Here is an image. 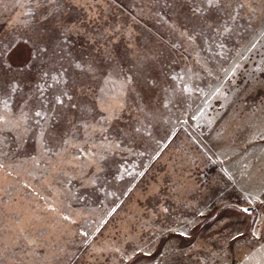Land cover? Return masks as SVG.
<instances>
[{
  "label": "rangeland",
  "instance_id": "1",
  "mask_svg": "<svg viewBox=\"0 0 264 264\" xmlns=\"http://www.w3.org/2000/svg\"><path fill=\"white\" fill-rule=\"evenodd\" d=\"M59 22L77 27L63 53ZM36 33L38 59L25 43ZM9 41L0 114L23 79L17 119L0 122V264H264V0H0V52ZM105 49L136 80L103 134L112 143L99 126L74 134L67 101L37 124L24 101L42 74L69 68V52L106 70ZM123 72L81 76L87 98L123 95Z\"/></svg>",
  "mask_w": 264,
  "mask_h": 264
},
{
  "label": "snow or ice",
  "instance_id": "2",
  "mask_svg": "<svg viewBox=\"0 0 264 264\" xmlns=\"http://www.w3.org/2000/svg\"><path fill=\"white\" fill-rule=\"evenodd\" d=\"M207 7L209 9L218 6L219 0H206ZM196 12L200 11V7H196ZM57 31L61 36L60 41V51L63 53L65 51L64 46L70 44V35L73 31L77 30L75 25L65 24L63 22H59L56 26ZM228 29L225 28L224 31ZM180 35L185 37L188 41H194L196 39L195 33L189 34L188 31H181ZM25 43H31V48L29 49V56L33 58H40L41 56L48 55V47L45 45V42L41 39L39 33H36L34 37H29ZM17 44H13L12 41H9L7 45L4 46V50L0 52V68L4 69L5 75L7 72L12 71V62L9 53H12ZM104 58H106L109 63L108 69L101 70L95 59H91L89 61H84L82 58H78L73 56L70 52L67 53L69 68H65L63 64H61L59 69L55 70V74L50 70L48 72H44L43 78L44 81L36 88V93L38 95H34L25 99L24 103L27 105L28 103H32V113L33 117L39 124L43 120L44 115L51 116L52 113L59 114V110L64 108L65 101H67V106L74 111L72 120L75 121V124L72 127V132L74 134H79L83 132V134L87 135L89 132H95L97 130V126H99L98 131L102 134L108 133L111 128V124L109 121L115 120L118 118L117 114L123 110L126 106V95L127 92L135 85V74L132 73V70L129 69L127 72H123V69L120 68V65L116 63V57L114 54L107 49L103 52ZM64 56H61L60 59H64ZM25 70L27 68V64L24 65ZM71 69V71H69ZM123 72V95H108V94H93L91 99L87 98L86 85H84L80 81L81 76H89L94 77L96 73L100 72L102 76L109 77L113 74H116L117 71ZM23 79V73L20 76L12 77L8 81L7 90L3 93L4 100V108L7 110L3 114H0V122L7 123L10 119H17L16 117L11 116V93H15L17 89L20 87V84L17 82L18 80ZM48 80L52 81V84H48ZM153 85H155L156 81H151ZM81 89L79 93H74L73 89L77 88ZM187 87V85H184ZM44 88H48L52 93V101H54L55 107L49 109H45V103L47 102V97L45 96ZM79 95L80 99H75L76 95ZM139 107V106H138ZM147 107V105H145ZM151 114V113H149ZM19 120L27 122L30 117L25 115L24 113L20 114ZM134 131H139V129H134ZM49 128L45 126L39 133V138L43 141L49 135ZM52 135H55V129H52ZM76 139V135H72L69 137L66 133L60 134V140L63 144H71L72 140ZM105 142L108 141L107 136H103ZM112 143V142H109ZM116 145L119 144V140L117 139L114 142ZM83 153V150L81 149ZM95 156V153H92ZM104 158L101 157V160ZM93 164L96 165L97 170H100V161L93 160ZM71 181H69L70 183ZM95 183V181H93ZM250 195V194H249ZM259 199V197H257ZM167 211V209H165ZM245 212L248 209H244ZM71 219V217H68ZM262 227H264V215L261 216L258 221ZM85 235H87L85 233ZM187 235V233H184ZM238 236H242V233L237 231ZM253 235H258L264 238V233H259L257 230L253 229ZM126 259L129 257H125Z\"/></svg>",
  "mask_w": 264,
  "mask_h": 264
},
{
  "label": "water",
  "instance_id": "3",
  "mask_svg": "<svg viewBox=\"0 0 264 264\" xmlns=\"http://www.w3.org/2000/svg\"><path fill=\"white\" fill-rule=\"evenodd\" d=\"M243 209H248V211H247V212H251V211L253 210V208H252V207L243 208Z\"/></svg>",
  "mask_w": 264,
  "mask_h": 264
}]
</instances>
